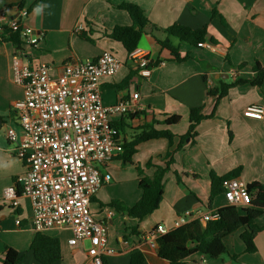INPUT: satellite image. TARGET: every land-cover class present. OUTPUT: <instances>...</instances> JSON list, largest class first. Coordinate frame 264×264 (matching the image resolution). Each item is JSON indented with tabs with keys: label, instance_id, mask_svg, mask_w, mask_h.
I'll use <instances>...</instances> for the list:
<instances>
[{
	"label": "crops",
	"instance_id": "1",
	"mask_svg": "<svg viewBox=\"0 0 264 264\" xmlns=\"http://www.w3.org/2000/svg\"><path fill=\"white\" fill-rule=\"evenodd\" d=\"M37 1L0 0V24L18 17L19 4L24 2L26 22L44 33L37 46L23 45L19 51L12 42L0 38V264L7 247L19 253L18 264H41L31 250L38 232L32 227L29 199L20 196L19 206L12 207L4 196L8 187L21 188L26 170L24 160L16 155L18 144L7 138L11 127L20 132L12 106L23 97V89L14 82V61L18 58L21 64L31 67L44 63L57 74L68 61L95 60L106 50L114 53L122 65L114 75L100 79L103 103L113 105L138 93L142 106L133 116H111L123 141L133 140L139 128L154 122L156 128L169 129L175 137L171 146L166 139L140 143L131 163L116 157L100 168L103 174H110L111 180L92 198L90 208L94 218L108 227V247L113 253L105 254L104 260L107 264H131V255L140 252L144 264H169L159 257L158 244L146 240L147 234L160 225L167 232L179 227L176 222L187 211L200 216L228 205L224 193L209 201L212 175L222 177L240 169L238 178L246 184H264V117L244 115L247 107L264 105V82L261 86H232L219 100L215 116L202 121L195 139H187L183 149L177 150L180 137L189 128L190 110L203 107L204 114L212 113L217 99L208 95L211 89L242 78L251 80L257 75L254 66L264 68V0H39L38 5L50 6L42 7L39 15L33 11L36 6L28 10ZM122 3L139 6L150 22L162 29L174 24L192 29L207 26L206 43L200 48L181 43L182 56L189 54V58L180 62L153 36L143 35L137 49L145 51L150 62L149 74L144 76L121 43L107 36L114 27L133 23L129 13L119 8ZM81 33L93 42L82 39ZM173 115L181 117L179 123L161 124ZM169 150L175 151L174 164L166 175L158 210L138 220L110 206L112 201L128 207L136 204L142 196L140 177H151L157 167H164ZM197 217L186 218L183 224ZM261 217L258 225L264 226V215ZM18 219L20 224L16 223ZM242 232L240 229L224 239L230 256H238L236 260L194 254L184 264H264V230L255 237L254 254L246 253ZM41 234L59 240L62 258L52 264H89L83 246L69 245L71 230L53 229Z\"/></svg>",
	"mask_w": 264,
	"mask_h": 264
},
{
	"label": "built area",
	"instance_id": "2",
	"mask_svg": "<svg viewBox=\"0 0 264 264\" xmlns=\"http://www.w3.org/2000/svg\"><path fill=\"white\" fill-rule=\"evenodd\" d=\"M27 16L28 11L21 9L18 17L2 25L17 32L23 45L35 47L44 33L30 27ZM128 57L141 67L142 75L149 74L145 51L136 48ZM121 65L117 56L107 50L95 60L68 61L57 74L44 63L31 67L21 64L18 58L14 61V82L23 89V97L12 106L20 132L11 127L7 138L18 144L16 155L24 160L26 170L21 188H6L5 199L12 207L19 206L20 196L29 199L32 227L38 233L71 230L69 245L83 246L89 264H104V255L113 253L108 247L107 225L96 220L90 208L92 198L111 180L110 174H103L100 168L124 151L122 136L110 118L142 110L138 93L113 105L103 103L100 79L114 75ZM244 115L262 119L264 105H251ZM222 188L228 205H250L247 184L240 178L224 179ZM196 216L205 225L216 220L219 213L211 209L199 216L187 211L176 226ZM16 223L20 224V220ZM166 233L163 225L157 226L146 240L154 245Z\"/></svg>",
	"mask_w": 264,
	"mask_h": 264
},
{
	"label": "trees",
	"instance_id": "3",
	"mask_svg": "<svg viewBox=\"0 0 264 264\" xmlns=\"http://www.w3.org/2000/svg\"><path fill=\"white\" fill-rule=\"evenodd\" d=\"M39 3L40 1L38 0L31 5L28 10L30 11ZM24 5V2H21L19 8L22 9ZM119 8L129 13L133 23L131 26H116L107 36L121 43L128 54L138 47L142 36L145 34L153 36L163 49L170 52L174 60L180 62L189 58V54L182 56L180 52L181 43H187L197 48L203 47L206 43V36L208 34L207 26L192 29L181 24H174L171 27L162 29L150 22L144 11L135 4L122 3L119 5ZM1 25L2 24H0V26ZM1 28L0 38L12 42L17 51L21 50L23 42L20 35L17 32L9 30L5 25H2ZM160 34H163L164 38H162ZM80 36L82 39L93 42V39L86 33H81ZM174 39H176L177 43H174ZM239 68L242 67L239 66ZM253 70L257 75L251 80L242 78L230 84L223 83L220 87L211 89L208 92V95L215 96L217 99L211 114H204L203 107H196L190 110L189 128L187 133L180 137L177 150L183 149L187 143V139L190 141L195 139L198 135L197 127L202 121L212 119L215 116L219 100L227 96L232 86L241 84L261 86L263 84L264 68L256 65L253 67ZM129 80L130 79H126L125 82ZM129 116L133 115L130 114ZM180 119V116L173 115L164 120L161 124H177L180 122ZM112 125L121 134L119 126L113 123ZM174 137L175 135L171 130L156 128L155 122L147 124L139 128V133L133 140L129 142L123 141L124 151L118 158L121 159L123 163H131L132 157L136 152V147L140 143L155 139H166L171 146ZM174 152L173 150L167 152L166 157L168 159L166 165L164 167H157L153 176L140 177L139 187L142 190V196L136 204L128 207L120 202L112 201L110 206L126 212L128 216L138 220H142L158 210L163 199L166 175L171 171V167L174 164ZM138 171L142 173L140 168ZM239 173L240 169H237L222 177L212 175L209 201L212 202L214 197L223 193L222 181L224 179L238 177ZM178 181L181 183L179 177ZM247 189L251 197L249 206L235 207L226 205L218 209L219 217L216 220L209 221L204 225L201 221L196 219L174 228L166 234L160 235L157 239L159 257L169 264H184L186 260L194 254H202L210 258H219L224 255L230 256L224 239L240 229L243 230L240 238L245 245L246 253H256L255 237L259 232L264 230V226H259L256 223V220L264 215V184L253 182L247 184ZM31 250L36 260L41 264H52L62 258L59 240L41 233H38L34 238L31 244ZM230 257L236 260L238 256L231 255ZM20 260L21 257L17 251L10 247L6 248L3 264H18ZM144 262L145 257L142 253L135 252L131 255V264H144ZM104 264H107L105 260Z\"/></svg>",
	"mask_w": 264,
	"mask_h": 264
},
{
	"label": "clouds",
	"instance_id": "4",
	"mask_svg": "<svg viewBox=\"0 0 264 264\" xmlns=\"http://www.w3.org/2000/svg\"><path fill=\"white\" fill-rule=\"evenodd\" d=\"M42 7H50V6H49V5H37V6L33 9L34 13L37 14V15H39L40 12H41V8H42Z\"/></svg>",
	"mask_w": 264,
	"mask_h": 264
},
{
	"label": "rangeland",
	"instance_id": "5",
	"mask_svg": "<svg viewBox=\"0 0 264 264\" xmlns=\"http://www.w3.org/2000/svg\"><path fill=\"white\" fill-rule=\"evenodd\" d=\"M263 217V216H262ZM261 217V218H262ZM260 219V218H259ZM256 223L258 224V220L256 221ZM88 246V243L86 242V247ZM224 256H228V255H224Z\"/></svg>",
	"mask_w": 264,
	"mask_h": 264
}]
</instances>
